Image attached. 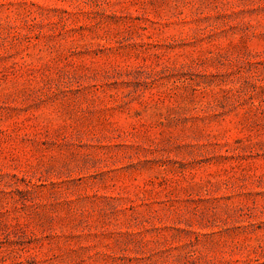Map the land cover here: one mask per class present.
<instances>
[{"label":"rangeland","instance_id":"rangeland-1","mask_svg":"<svg viewBox=\"0 0 264 264\" xmlns=\"http://www.w3.org/2000/svg\"><path fill=\"white\" fill-rule=\"evenodd\" d=\"M0 264H264V0H0Z\"/></svg>","mask_w":264,"mask_h":264}]
</instances>
